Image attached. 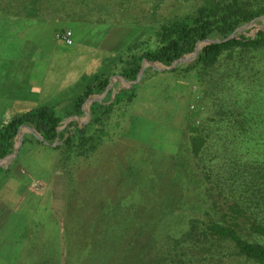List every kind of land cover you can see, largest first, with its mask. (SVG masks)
<instances>
[{"label":"trees","instance_id":"16d2710c","mask_svg":"<svg viewBox=\"0 0 264 264\" xmlns=\"http://www.w3.org/2000/svg\"><path fill=\"white\" fill-rule=\"evenodd\" d=\"M81 4L82 0H6L0 3V14L41 18L66 13L73 19H83L84 16L76 9ZM125 27L128 31L135 30L138 35L119 52L113 64L114 71L95 76L64 116H58L54 108L41 107L12 118L0 128V162L14 153L18 137L26 131L25 128H32L42 141L24 133L22 147L32 137L37 145L51 154L55 153L54 160L57 157L60 159L61 155L66 166L73 165L79 159H89L92 154L104 149L105 144L113 143L115 139L119 142L120 139L114 137L128 123L129 133H138L133 104L140 97L141 89L145 90L155 78L164 75L196 78L201 86L218 82L217 86L213 83L212 88L222 94L219 101L213 93H203L217 101L212 103L217 106L214 105L215 109L210 107L213 116L208 117L209 109L202 102L204 97L199 96L196 108L191 110L194 118L187 148L193 159H200L205 149L209 152L212 144L209 142H223L217 151L224 149L228 152L225 155L233 172L229 181L218 178L222 187L217 188L215 196L221 197L223 189L228 188L233 191L228 190L231 199L222 196L227 208L220 219H215L218 218L215 212L213 215L206 213V219L193 213L181 220L178 235L165 238L161 253L151 264H233V258L241 260L242 264H264V218H258V214H264V0H201L192 14L158 19L155 12L150 24L140 27L135 23L132 27ZM147 64L162 67L163 70L148 66L141 79L129 86ZM223 66L225 70L221 74L219 70ZM116 78L125 83L119 81L113 84ZM96 97L101 98L100 101L88 106L87 121L81 122L85 118L87 101ZM247 104L256 109L248 112ZM237 110H242L238 113L240 119L224 117L230 112L235 116L234 111ZM203 114L208 119L197 124V116L200 118ZM68 119L72 120L64 126ZM120 135L123 136L122 133ZM231 146L234 148L229 150ZM5 171L0 167V172ZM204 177L209 183L203 199L208 203L207 199L210 200L216 190L210 183L213 180L210 175ZM242 177L246 181L242 183L245 190L238 198L234 186ZM217 184L215 181L214 185ZM217 202L213 199V207L208 205L206 210L220 206ZM68 204L64 198L60 228L65 244H62H67L68 234L73 232V237L69 239L77 247L83 237L86 218L73 216L72 212L68 215ZM131 209L132 215L138 214L135 208ZM113 212L112 209L103 211L101 239L110 246L116 243V248L124 250V256H128L140 249L143 239L137 238L142 232L137 224L129 222L121 225L127 235L119 234L120 231L115 229L112 235L109 234L114 228L108 229ZM77 230L81 231L79 237L76 236L79 233ZM132 235H137V238ZM99 240L94 239V253L84 254L82 259H88L91 264H115L117 249L101 257L100 245H97ZM88 244L89 241L84 245V251H88ZM53 248L55 250L50 257L40 254L42 260L38 264H59L52 258L61 261L62 255L56 250L59 249L57 245ZM45 250L51 249L46 246ZM68 260L65 257L64 262L67 264Z\"/></svg>","mask_w":264,"mask_h":264},{"label":"rangeland","instance_id":"374dc122","mask_svg":"<svg viewBox=\"0 0 264 264\" xmlns=\"http://www.w3.org/2000/svg\"><path fill=\"white\" fill-rule=\"evenodd\" d=\"M2 1L6 2L0 0V3ZM82 2L83 4L76 6V9L81 16L88 15L89 20L73 22L69 26L75 31L74 37L83 40V47L66 48L60 45V50L68 51L70 55L55 51L52 69L48 70V75L41 83L47 90L66 93L64 98H61L63 93L55 97L56 105L53 106L58 116H64L69 111L74 100L82 93L86 82L92 80L91 77L94 78L102 72L108 74L107 67L114 61L104 54L99 56L98 50L94 52L86 50L93 44V39L89 36L90 20L101 21L108 26L120 25L114 26L116 28H126L125 25L132 27L135 23L144 27L152 22V15L155 12L158 19L182 17L188 13L192 14L201 4V0H82ZM62 25L56 23L54 27ZM52 29L53 27L49 28L44 34L46 42H49L47 37L49 39ZM130 33L136 35L135 30H129L128 34L123 32L118 39L119 44H123L122 40L130 37ZM25 65L33 64L27 60ZM224 70L225 66L219 73L222 74ZM26 72L28 73L24 71V74ZM9 74L12 76L14 72L11 71ZM218 77L221 79L219 75ZM213 83L201 86L196 78H176L172 75L155 78L145 90L141 89L140 97L133 104L138 133L131 135L128 123L120 131L123 136L117 134L114 137L120 139L119 142L115 139L113 143L105 144L104 149L101 148L89 159H79L73 165L66 166V161L61 155L60 159L57 157L54 160L55 153L51 154L35 141L33 145L28 142L29 145L20 147L18 149L19 152L22 148L20 157L26 159L24 167L18 169L21 179L11 180L4 172H0V264H38L42 260L40 254H43V257L52 256L54 245L58 246L59 249L56 250L62 255L61 261L52 258L54 262L66 264L64 262L66 257L69 258L67 264H91L88 259L84 260L82 257L84 254L94 253L95 250H92L95 245L94 239H100L97 244L100 245L98 250L101 257H106L107 253L112 250L115 252L117 248L116 243L110 246L106 240L101 239L105 209L114 210L109 218L108 229L112 226L114 228L109 234L112 235L115 229L120 231L119 234L127 235L128 232L121 229V225H127L129 222L137 224L142 232L139 238L132 235L133 238L143 239L140 249L134 250L128 256H124V250L122 252L117 249L115 264H151L161 253L160 248L165 238L168 235H178V231L181 230L179 224L188 215L197 213L206 219V213L213 215L217 212L218 218L215 219H220V215L227 208L222 196L231 199L228 190L232 191L225 188L221 197L215 196L217 188L222 187L218 178L229 181L233 172L225 155L228 152H224V149L217 151V148L223 145L222 141L209 142L212 143L209 152L205 149L200 159H193L187 148V138L194 118V115H191V105L198 103L199 96L204 97L202 102L209 109L208 117H211L213 111L210 107L215 109L217 106L212 103L217 101L207 97L208 93L210 95L213 93V97L218 98V101L222 96L219 91H214ZM217 84L218 82L214 83L215 86ZM15 86L5 83L2 89L13 91ZM205 91L207 95L204 96ZM62 102L65 104L61 105ZM246 106L250 113L256 109L249 104ZM230 113L224 117L237 118L242 110L234 111L235 116ZM197 117V124L208 119L205 114ZM86 121L85 118L81 120ZM233 148L231 146L229 150ZM0 163L4 170L8 167L5 161ZM240 173L243 174L241 171ZM206 174L213 179L210 183L211 185L213 183L216 190L213 197L207 199L208 203L203 199L209 183L204 177ZM51 179H54L55 183L53 190L48 184ZM215 181L218 186L214 185ZM36 182L41 183L38 190L34 187ZM243 182L246 183L244 177L239 178L234 186L238 198L243 195L240 192L245 190ZM63 197L70 204V208L69 206L67 208L68 215L72 212L73 216L76 214L78 218H86L83 237L77 247H74L69 239L73 237V232L68 234L66 247L64 246L63 231L60 228L62 213L64 214ZM213 199L218 201L220 206L206 210L208 205L213 207ZM131 208H135L138 214L132 215ZM258 218L263 219L264 214H258ZM78 232L77 237L81 236V231ZM54 240L57 242H53ZM88 241V251H84L83 247ZM46 246L51 250H45ZM231 262L242 264L237 258H233Z\"/></svg>","mask_w":264,"mask_h":264},{"label":"crops","instance_id":"0c3cea01","mask_svg":"<svg viewBox=\"0 0 264 264\" xmlns=\"http://www.w3.org/2000/svg\"><path fill=\"white\" fill-rule=\"evenodd\" d=\"M58 15H46L41 18H32L26 17L24 14L19 16H15L14 14H0V128L12 118L35 109L41 107L56 109L55 106H53L56 105L54 103L55 97L59 96V94L62 95L63 92L47 90V88L42 87L43 84L41 83L45 80V76L48 75V70L52 69L51 66H53L55 51H61L59 48L60 45L66 48H73L75 46L83 47V40H78V37H74L75 31L69 24L77 21L87 22V20H89L87 19L89 17L88 15H85L83 19H73L68 17L66 13L60 16ZM90 21L91 28L89 29V36L92 37L93 44L87 47L86 50L92 52L98 50L99 56L104 54L107 58L114 59L113 63H110L112 65L107 67V69H109L108 73H112L114 71L113 64L117 61L119 52L134 41L135 35L130 33V37L127 36V38L124 39L125 41L122 40L123 44H119V37L123 32L128 34V29L121 27L116 28L113 25L108 26L105 25V23L102 24L101 21ZM56 23L63 25L54 27ZM52 27L53 29L49 39L47 37V41L49 40V42H46L44 34ZM65 29L72 31L73 44L71 46L55 39V34ZM78 48L79 47H76V49ZM61 52H64L62 54L67 53L70 55L68 51ZM27 60H30L33 65H25V61ZM11 71L14 72L12 76L9 74ZM24 71H28V73L26 72V74H24ZM80 79L83 80L82 78ZM91 79L93 78L91 77ZM88 81H85L86 84L83 91L89 83L92 82V80ZM119 81L122 82V80L116 78L113 80V84ZM5 83L16 85L14 87L15 90H3L2 86ZM122 83L125 82L123 81ZM65 94L66 93H63L61 98H64ZM94 99V102L100 101L97 97ZM64 104L65 102L61 103V105ZM25 134L33 135L28 130L25 131ZM29 141L31 145L35 144L33 143L35 140L32 137H29ZM26 145L29 144L26 143L23 147ZM22 148L17 152V156L5 161L8 167H6L7 169L5 168L6 171L4 174L11 180L15 178L21 179V176L18 174V169L24 167L23 163L26 160L24 159L25 157H20ZM48 184L53 190V186L55 185L54 179H51Z\"/></svg>","mask_w":264,"mask_h":264},{"label":"water","instance_id":"95a60500","mask_svg":"<svg viewBox=\"0 0 264 264\" xmlns=\"http://www.w3.org/2000/svg\"><path fill=\"white\" fill-rule=\"evenodd\" d=\"M148 66L156 67V68L159 69V70H163L162 67H157V66L152 65V64L144 65V66L142 67V69H141V71H140L138 77H137V80H136L135 82H133V83H129L128 85H129V86H132V85L136 84V83L141 79L144 70H145ZM170 69H171V68H170ZM100 99H101V98H99L98 100H100ZM94 100H95L94 98L89 99V100L87 101V103H86V108H87L86 111H85V119H86V120H87V118H88V113H89V112H88V106H89L90 104H92V103L94 102ZM71 120H72V119H68V120H66L64 126H66ZM25 129L28 130V131H30V132H31V133H32V134H33V135H34L39 141H42L41 137L37 135V133H36V131H35L34 129H32V128H25ZM24 133H25V132H23L22 134L19 135L16 150H15L14 153H13V154H12L7 160H5V161L10 160V159H12L13 157H15V156L17 155L18 149H19V147L21 146L22 141H23V135H24ZM6 163H7V162H6ZM0 167H2V166H1V163H0Z\"/></svg>","mask_w":264,"mask_h":264},{"label":"built area","instance_id":"2783aa9c","mask_svg":"<svg viewBox=\"0 0 264 264\" xmlns=\"http://www.w3.org/2000/svg\"><path fill=\"white\" fill-rule=\"evenodd\" d=\"M55 39L57 41H61V42L65 43L68 46H71L73 44L72 31L69 30V29H65L63 31H60V32L55 34ZM195 108H196L195 104H192L191 107H190L191 110H194ZM203 111H204V109L201 108V112H203ZM34 187L38 190L41 187V183L36 182L34 184Z\"/></svg>","mask_w":264,"mask_h":264}]
</instances>
